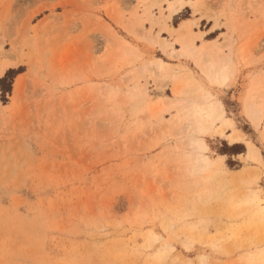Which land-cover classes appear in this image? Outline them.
Here are the masks:
<instances>
[{
	"label": "rangeland",
	"instance_id": "374dc122",
	"mask_svg": "<svg viewBox=\"0 0 264 264\" xmlns=\"http://www.w3.org/2000/svg\"><path fill=\"white\" fill-rule=\"evenodd\" d=\"M173 1L0 0V264H264V0Z\"/></svg>",
	"mask_w": 264,
	"mask_h": 264
},
{
	"label": "bare ground",
	"instance_id": "6f19581e",
	"mask_svg": "<svg viewBox=\"0 0 264 264\" xmlns=\"http://www.w3.org/2000/svg\"><path fill=\"white\" fill-rule=\"evenodd\" d=\"M157 1L158 0H156V2ZM186 3H189V2H184L183 0H175L173 2H170L169 3V6L167 8L168 15L165 16V18L168 19L171 16L178 14L183 9V7L185 6ZM191 24H192L191 22H183L181 24V26H180V28H181L180 31H182L183 33L184 32H189L190 34L188 33L187 35H191ZM170 31H173V30H170ZM182 32H180V33H182ZM13 53H15V50L14 49H12L11 51H7V50L4 51V49H1L0 50V57L3 58V60L0 61V77L6 72L7 69L14 68V67H18L19 66V63L18 62L12 60ZM184 53L186 54V56H193L195 54L194 50L191 49V44L188 43V42L184 43ZM201 65L204 66V64H201ZM203 69H206V67L204 66ZM21 84H23V83H21ZM16 87H19V82L18 83L16 82ZM179 89L180 88H178V90L176 89V91L174 90V95L176 97L181 96V95H183V93H185V92L182 91V89L181 90H179ZM176 99L177 98H175V100ZM183 101L184 100H180L178 102H181V104H184L183 105V107H184L186 104H185V101H184V103H183ZM249 109H250V115H251L250 117H252V119L255 120L256 123L258 124V120H259L260 114L258 113V111L256 110V108L254 107L253 102H250ZM194 121L197 122L198 120L194 117ZM239 135L240 134H238V136L234 137L233 139L236 140L237 138H239Z\"/></svg>",
	"mask_w": 264,
	"mask_h": 264
},
{
	"label": "trees",
	"instance_id": "16d2710c",
	"mask_svg": "<svg viewBox=\"0 0 264 264\" xmlns=\"http://www.w3.org/2000/svg\"><path fill=\"white\" fill-rule=\"evenodd\" d=\"M16 73H17L16 71L10 70V71H8L6 73L5 77L0 80V89H1V92H2V96H5V94L11 92V90H12V81H11V83H9V87H7L6 84L12 78V76H14Z\"/></svg>",
	"mask_w": 264,
	"mask_h": 264
},
{
	"label": "crops",
	"instance_id": "0c3cea01",
	"mask_svg": "<svg viewBox=\"0 0 264 264\" xmlns=\"http://www.w3.org/2000/svg\"><path fill=\"white\" fill-rule=\"evenodd\" d=\"M180 13V12H179ZM177 15V14H176ZM174 16V15H173Z\"/></svg>",
	"mask_w": 264,
	"mask_h": 264
}]
</instances>
